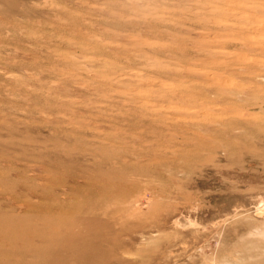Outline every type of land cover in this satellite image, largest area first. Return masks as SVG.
<instances>
[{"label":"rangeland","instance_id":"rangeland-1","mask_svg":"<svg viewBox=\"0 0 264 264\" xmlns=\"http://www.w3.org/2000/svg\"><path fill=\"white\" fill-rule=\"evenodd\" d=\"M0 264H264V0H0Z\"/></svg>","mask_w":264,"mask_h":264}]
</instances>
